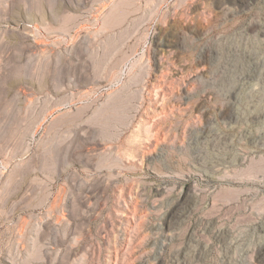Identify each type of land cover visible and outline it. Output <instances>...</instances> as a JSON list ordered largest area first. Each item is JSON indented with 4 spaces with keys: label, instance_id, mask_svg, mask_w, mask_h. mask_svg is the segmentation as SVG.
<instances>
[{
    "label": "rangeland",
    "instance_id": "1",
    "mask_svg": "<svg viewBox=\"0 0 264 264\" xmlns=\"http://www.w3.org/2000/svg\"><path fill=\"white\" fill-rule=\"evenodd\" d=\"M0 264H264V0H0Z\"/></svg>",
    "mask_w": 264,
    "mask_h": 264
},
{
    "label": "bare ground",
    "instance_id": "2",
    "mask_svg": "<svg viewBox=\"0 0 264 264\" xmlns=\"http://www.w3.org/2000/svg\"><path fill=\"white\" fill-rule=\"evenodd\" d=\"M233 1H242V2H246L247 0H233ZM250 57H253V56H250ZM249 57V58H250Z\"/></svg>",
    "mask_w": 264,
    "mask_h": 264
}]
</instances>
